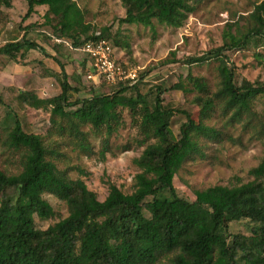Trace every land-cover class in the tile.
I'll list each match as a JSON object with an SVG mask.
<instances>
[{
  "label": "trees",
  "instance_id": "16d2710c",
  "mask_svg": "<svg viewBox=\"0 0 264 264\" xmlns=\"http://www.w3.org/2000/svg\"><path fill=\"white\" fill-rule=\"evenodd\" d=\"M123 2L127 23L151 25L156 18L180 26L194 11L187 0ZM3 3L10 6L0 0V5ZM28 5L27 17L36 7L46 6L44 23L56 33L55 39L70 41L73 48L110 40L106 29L97 30L85 21V13L75 0H28ZM139 11L148 13L140 16ZM249 20L245 33L239 35L230 30L222 46L189 60L202 63L211 57L220 59V88L213 97L202 98L203 118L212 112L215 99L225 102L227 109H234L233 117L238 118L251 108L256 96L264 93V83H236L227 55L228 51L244 49L254 37L264 39V0L255 5ZM37 49L42 50L23 36L1 45L0 55L26 58L30 50ZM191 79L195 89L206 90L202 81ZM172 88L187 91L182 83ZM131 90L136 92L126 96ZM156 91L154 101H150L136 83L72 101L70 93L80 89L65 80L61 94L30 101L35 108L51 106L52 123L60 117L76 127L108 126L110 132L112 122L119 120L118 108L140 109L144 141L155 138L159 143L148 145L135 160L141 170L135 177V191L126 194L111 185L109 195L101 201L83 180L71 179L48 160L42 136L26 132L17 121L13 129L7 130L8 143L15 150H25V161L18 174L0 169V264H161L163 259L170 264H264V158L252 171L255 180L249 183L209 189L195 201L180 196L174 200L158 199L163 189L176 194V174L186 161L202 152L197 138L213 137L217 132L204 119L196 123L187 114V122L176 135L171 123L179 111L164 105L162 88ZM74 107L78 108L72 110ZM46 193L66 202L70 215L42 230L36 227L35 218L45 220L54 215L52 205L43 197ZM244 219L256 224L252 235L239 234L230 240V224Z\"/></svg>",
  "mask_w": 264,
  "mask_h": 264
},
{
  "label": "rangeland",
  "instance_id": "374dc122",
  "mask_svg": "<svg viewBox=\"0 0 264 264\" xmlns=\"http://www.w3.org/2000/svg\"><path fill=\"white\" fill-rule=\"evenodd\" d=\"M75 1L83 9L87 23L97 30L108 31L121 63L137 71L139 91L154 101L157 88H162L164 105L179 111L171 123L176 135L187 122V114L196 123L204 119V123L217 132L213 137L197 138L202 152L186 161L176 174V194L163 189L158 193V199L174 200L175 196H180L195 201L209 189L232 188L255 180L252 171L264 158V93L256 96L251 108L238 118L233 117L234 109H227L225 102L217 99L210 115L203 118L202 98L213 97L220 88V59L211 57L202 63H190L189 60L222 46L230 30L239 35L245 33L250 25L249 16L261 0H187L194 11L180 26L156 18L152 19L151 25L127 23L123 0ZM6 2L10 6L0 5V46L27 36L42 50L31 51L27 58L0 56V98L3 100L0 105V169L8 174H18L23 169L25 150L10 147L7 134V130L20 121L26 132L42 136L47 159L55 162L71 179L83 180L99 200L107 198L111 185L118 186L126 194L133 193L135 177L141 171L135 160L148 145L159 143L155 138L144 141L140 109L118 108L119 120L112 122L111 132L108 126L101 129L90 125L76 127L60 117L52 123L51 106L35 108L30 101L37 97L57 96L67 77L80 89L78 93H70L72 101L115 92L121 85L87 80L88 63H83L84 53L71 47L70 41H67L69 44L56 41V33L44 23L46 6L36 7L27 17L28 0ZM147 13L138 12L140 16ZM56 23L53 19V24ZM227 55L238 85L244 80L259 85L264 83V39L254 37L244 49L228 51ZM44 58H48L46 63ZM25 59L30 61L25 63ZM57 63L62 70L65 67L72 71L71 75L66 77L63 72L57 76L53 69ZM11 64L26 72L23 77L17 72L12 75L6 72L5 67ZM191 77L202 81L206 90L195 89ZM17 78L21 84L13 87L8 84V80ZM178 83L184 84L187 91L172 88ZM28 90L36 95L25 93ZM135 92L131 90L126 96ZM43 197L52 205L54 215L45 220L36 217L35 225L46 230L67 218L70 212L67 203L55 195L46 193ZM255 226L250 219L232 222L230 240L239 234L251 236ZM161 264L170 263L163 259Z\"/></svg>",
  "mask_w": 264,
  "mask_h": 264
},
{
  "label": "built area",
  "instance_id": "2783aa9c",
  "mask_svg": "<svg viewBox=\"0 0 264 264\" xmlns=\"http://www.w3.org/2000/svg\"><path fill=\"white\" fill-rule=\"evenodd\" d=\"M100 32L97 36H100ZM58 43L65 42L61 39H56ZM72 47V45H70ZM82 51L88 63L86 70V78L99 84L107 85H125L132 86L138 83L139 77L136 70L127 68L121 63L117 54L116 48L112 41L100 39L94 42H87L80 48H75Z\"/></svg>",
  "mask_w": 264,
  "mask_h": 264
},
{
  "label": "crops",
  "instance_id": "0c3cea01",
  "mask_svg": "<svg viewBox=\"0 0 264 264\" xmlns=\"http://www.w3.org/2000/svg\"><path fill=\"white\" fill-rule=\"evenodd\" d=\"M31 51H33V50H30L28 53H27V55H26V58L27 57H29V54H30V52ZM55 54V53H54ZM0 56H4V55H0ZM33 56H35L36 57V55L35 54H33ZM41 57V56H40ZM34 58V57H33ZM42 59V58H41ZM85 59H86V56H85V54H84V61H83V63L86 65L87 64V62L85 61ZM47 60H48V58H44V62L46 63L47 62ZM28 61H30L29 59L27 60V59H25L24 60V62L25 63H27ZM6 72H8L10 75H12L13 74V72H17V73H19V76L20 77H23V74H25L26 72L25 71H23V69H21V67L20 66H15L14 64H11V65H7L6 67ZM62 67H60V64H58L57 63V65L55 64V65H53V69H54V71H55V73H56V75L58 76L59 74H61V73H63V72H65V74H66V77L67 76H69V75H71V73H72V71H69L68 69H65V67H63V70L61 69ZM22 75V76H21ZM65 80H68V82L72 85V86H74V84L71 82V78L69 77H67ZM64 80V81H65ZM63 81V82H64ZM22 83H25V82H22ZM8 84L9 85H15V84H17V85H19V84H21V80H20V78H17L16 80L14 79V80H12V79H10V80H8ZM13 87V86H12ZM22 91H25V90H22ZM28 92H30V93H32V95H36V92H34V91H27V92H25V93H28ZM62 93V85H61V91L57 94V95H59V94H61ZM35 99H47V98H41V97H37V98H35Z\"/></svg>",
  "mask_w": 264,
  "mask_h": 264
}]
</instances>
